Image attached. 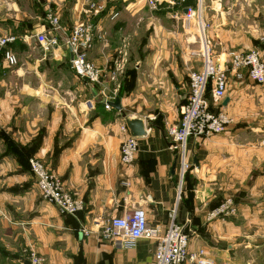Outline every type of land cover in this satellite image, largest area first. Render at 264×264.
I'll list each match as a JSON object with an SVG mask.
<instances>
[{"label": "crops", "instance_id": "crops-1", "mask_svg": "<svg viewBox=\"0 0 264 264\" xmlns=\"http://www.w3.org/2000/svg\"><path fill=\"white\" fill-rule=\"evenodd\" d=\"M159 2L0 0V36L17 38L9 49L18 60L11 67L0 59V264L30 262L32 254L44 264H154L156 240L126 249L102 235L108 222L140 206L160 234L174 215L189 235V251L205 250L214 264H264V85L253 84L247 70L234 69L228 56L254 44L263 54L264 20L255 23L251 40L238 18H228L229 7L219 11L221 0L212 2L217 16L211 15L207 40L220 47L214 52L226 67L228 90L219 109L233 123L220 135L188 141L190 169L181 181L168 130L179 125L189 76L201 68V47L196 25L184 27L177 13L195 11L197 2L200 18L205 12L202 0ZM50 11L67 34L78 25L91 27L85 50L101 71L100 84L75 74L64 47L45 52L38 45L36 35L52 32L40 21ZM121 52L127 54L125 66L136 63L115 74ZM113 92L120 95L113 98ZM117 98L148 132L129 167L120 154L124 120L107 106ZM32 159L84 204L77 217L43 201L29 168ZM227 199L235 214L210 219Z\"/></svg>", "mask_w": 264, "mask_h": 264}, {"label": "built area", "instance_id": "built-area-1", "mask_svg": "<svg viewBox=\"0 0 264 264\" xmlns=\"http://www.w3.org/2000/svg\"><path fill=\"white\" fill-rule=\"evenodd\" d=\"M92 9H100L91 5ZM194 14V13H193ZM192 12L184 18L185 26H189L193 17ZM48 24L54 36L48 37L44 34L36 35L37 42L45 52L53 51L64 40V48L70 53L71 69L82 80L89 84H100L101 71L88 60L85 48L90 44L91 39L89 27L78 25L69 34L65 33L59 16L50 11L48 13ZM114 15L113 18H116ZM201 34V68L192 72L189 76L190 94L187 103L181 110L179 125L168 130V138L176 149L179 158V176L183 181L187 171L190 169L188 162L187 145L190 139H208L220 135L233 120L220 111L227 96L228 81L225 66L217 59L216 53L199 28ZM64 36L61 40L60 36ZM59 37V39H58ZM14 36H0V58L14 67L18 64L15 55L10 51V45L16 43ZM121 60L117 63L115 74L123 71L127 62L126 52H121ZM229 62L234 69H245L248 72L250 81L258 86L264 85V60L260 52H229ZM115 79V75L112 77ZM125 134L120 154L121 163L125 167L131 166L136 160L139 151V140L132 138L125 125L121 128ZM30 171L35 179L37 188L43 201L57 208L64 216L77 217L83 210L84 204L75 199L64 187L63 183L54 176L41 162L30 160ZM235 214L234 203L227 199L210 214V219L222 218ZM86 236L90 235L85 231ZM102 235L114 239L118 245L126 249H133L141 240H156L157 250L154 264H214L205 250L194 253L189 251V235L184 227L180 226L175 216L171 218L166 232L160 234L157 230L151 229L148 225V217L143 207L132 209L120 218L112 219L104 226ZM31 264H44V261L32 254Z\"/></svg>", "mask_w": 264, "mask_h": 264}, {"label": "rangeland", "instance_id": "rangeland-1", "mask_svg": "<svg viewBox=\"0 0 264 264\" xmlns=\"http://www.w3.org/2000/svg\"><path fill=\"white\" fill-rule=\"evenodd\" d=\"M170 0H165V2H169ZM194 1L195 0H187V5H193L194 4ZM199 1V0H197ZM223 1V3H222ZM164 0H161V2L159 3H163ZM212 2H214V0H202V5H203V11L205 12L204 15H205V18H200V8L198 10H196L198 8V2H197V6L195 5V11H191L189 9L188 10V14L189 12H192L193 14V17H192V21H191V26H193V24L196 25L197 27V32H198V37H199V43H200V47H201V34H200V31H199V28H200V25L202 26V32L204 31V36H206V38L210 37L209 34L211 33V30H212V24H213V20H212V14L214 13L216 16L217 14L215 12H213L211 9V6H212ZM178 2H176L177 4ZM200 3V2H199ZM220 4V3H219ZM221 7H217V9H219V11L222 9L223 11L227 9V7H229L231 9V12H226L228 18L230 16H233L235 18H238V20H236V23L238 25V27L243 30V31H246V34L249 38L254 39V35H255V26H258V24H255L256 22H259L260 20H264V0H221ZM182 6V4H181ZM180 5H175L173 6L174 9H176L177 11H179ZM233 6V7H232ZM240 9H241V15H240ZM203 11H202V15H203ZM177 14H181L182 16V19L184 21V18H186L188 16L185 15V11H184V14L183 12H180V13H177ZM210 14V16H209ZM41 16V20L40 21H43L46 22L45 24L48 25L47 21L46 20V16L44 14H40ZM67 22L68 23H72L71 20H70V17H67ZM44 24V23H43ZM231 25V24H230ZM264 25V23H263ZM184 27L186 28H189V26H185L184 24ZM244 27V28H242ZM50 28V27H49ZM220 29V28H219ZM259 29V28H258ZM257 29V30H258ZM260 30V29H259ZM217 31V29H216ZM46 36L48 37H51V36H54V33L53 32H45L44 33ZM262 40H263V45H264V32H263V36H262ZM211 42V41H210ZM64 40L63 41H60L59 42V47H64ZM39 46H41L39 43H38ZM42 48V47H41ZM219 44L215 43L214 41L211 42V49L215 52H218L219 51ZM202 48H200V51H201ZM250 50H247L244 52H250V51H253V50H256L258 52H260L259 48H256L255 47V44L254 46H252L251 48H249ZM131 50V47L130 49ZM221 51V50H220ZM232 52H239V51H232ZM241 52V51H240ZM263 60H264V51H263V54L260 52ZM1 59V58H0ZM136 63V61H133V60H130L128 61L127 65L124 66V69L123 71H126L127 69V66L129 64L130 67H134V64ZM143 67V65H141V68ZM121 73V72H120ZM113 98H115L116 96H119L120 95V92L116 93V96H115V93L113 92Z\"/></svg>", "mask_w": 264, "mask_h": 264}, {"label": "water", "instance_id": "water-1", "mask_svg": "<svg viewBox=\"0 0 264 264\" xmlns=\"http://www.w3.org/2000/svg\"><path fill=\"white\" fill-rule=\"evenodd\" d=\"M41 4H45V0H39ZM188 14V10L185 11V15ZM70 59H72V56H70ZM84 81H86L84 79ZM107 106H111L115 110H117L120 114L122 119L124 120L125 126L127 128V131L129 135L132 138L135 139H142L147 137L148 132L145 128V124L141 118H130L128 115H126L121 107V100L117 98L114 102L107 103ZM171 147H174V143H170ZM176 173V162L174 163L172 170H171V176H174ZM21 264H31L28 260L22 258L20 259Z\"/></svg>", "mask_w": 264, "mask_h": 264}]
</instances>
